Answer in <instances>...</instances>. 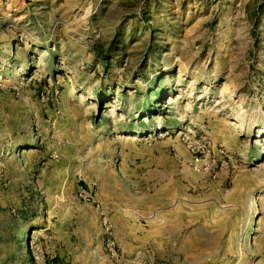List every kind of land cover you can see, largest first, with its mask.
<instances>
[{"label":"rangeland","instance_id":"1","mask_svg":"<svg viewBox=\"0 0 264 264\" xmlns=\"http://www.w3.org/2000/svg\"><path fill=\"white\" fill-rule=\"evenodd\" d=\"M0 264H264V0H0Z\"/></svg>","mask_w":264,"mask_h":264},{"label":"bare ground","instance_id":"2","mask_svg":"<svg viewBox=\"0 0 264 264\" xmlns=\"http://www.w3.org/2000/svg\"><path fill=\"white\" fill-rule=\"evenodd\" d=\"M230 124H231V125H234V126L237 127L239 130H243L242 125H240V124H238V123L236 124L235 122L231 121ZM13 147H14V146H13Z\"/></svg>","mask_w":264,"mask_h":264},{"label":"built area","instance_id":"3","mask_svg":"<svg viewBox=\"0 0 264 264\" xmlns=\"http://www.w3.org/2000/svg\"><path fill=\"white\" fill-rule=\"evenodd\" d=\"M195 161H199V159L196 157V158H195Z\"/></svg>","mask_w":264,"mask_h":264},{"label":"trees","instance_id":"4","mask_svg":"<svg viewBox=\"0 0 264 264\" xmlns=\"http://www.w3.org/2000/svg\"><path fill=\"white\" fill-rule=\"evenodd\" d=\"M27 248H28V246H27Z\"/></svg>","mask_w":264,"mask_h":264}]
</instances>
